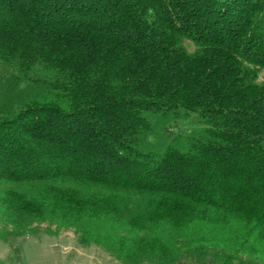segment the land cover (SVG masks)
Returning <instances> with one entry per match:
<instances>
[{"label":"trees","instance_id":"16d2710c","mask_svg":"<svg viewBox=\"0 0 264 264\" xmlns=\"http://www.w3.org/2000/svg\"><path fill=\"white\" fill-rule=\"evenodd\" d=\"M263 71L264 0H0V240L264 264Z\"/></svg>","mask_w":264,"mask_h":264},{"label":"rangeland","instance_id":"374dc122","mask_svg":"<svg viewBox=\"0 0 264 264\" xmlns=\"http://www.w3.org/2000/svg\"><path fill=\"white\" fill-rule=\"evenodd\" d=\"M81 238L74 228L56 231L45 223L35 233L0 240V264H124L104 245Z\"/></svg>","mask_w":264,"mask_h":264}]
</instances>
